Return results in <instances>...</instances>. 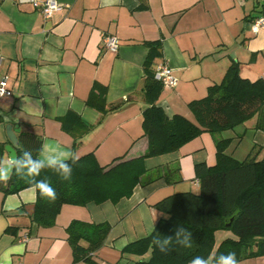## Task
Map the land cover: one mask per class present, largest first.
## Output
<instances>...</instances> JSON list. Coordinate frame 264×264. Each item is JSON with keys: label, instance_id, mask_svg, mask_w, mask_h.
<instances>
[{"label": "crops", "instance_id": "crops-1", "mask_svg": "<svg viewBox=\"0 0 264 264\" xmlns=\"http://www.w3.org/2000/svg\"><path fill=\"white\" fill-rule=\"evenodd\" d=\"M57 1L63 8L45 17L29 2L0 0V79L10 90L0 96V159L8 157L7 124L18 140L21 132H31L41 145L59 143L78 157L93 152L102 165L118 155H142L148 145L142 113L149 104L141 88L149 41L160 42L154 63H167L176 78L156 100L171 116L178 113L194 121L188 102L205 96L231 65L237 64L244 78L264 79V33L251 30L264 1ZM103 34L118 38L115 52L103 47ZM94 84L106 86L104 109L86 101ZM69 110L79 119L69 118L67 130L62 120ZM255 119L217 133L230 140L226 153L242 160L255 148L264 157V130L254 128ZM197 162H215L213 133L203 131L177 150L146 157L148 170L129 196L115 203L63 204L51 225L33 221L36 192L31 186L5 193L7 183L0 184V256L16 249L10 252V264H87L73 260L68 240L69 224L79 220L110 224L103 243L91 253L97 264L146 259L149 251L139 255L123 249L147 236L165 215L155 202L173 192L198 191ZM172 164L179 165L180 181L155 177ZM215 234L230 236L223 229ZM238 262L264 264V256Z\"/></svg>", "mask_w": 264, "mask_h": 264}, {"label": "trees", "instance_id": "trees-1", "mask_svg": "<svg viewBox=\"0 0 264 264\" xmlns=\"http://www.w3.org/2000/svg\"><path fill=\"white\" fill-rule=\"evenodd\" d=\"M147 45L149 51L143 63L141 88L149 104L142 113V136L148 141L146 151L131 159H124L125 154L115 156L105 165L97 161L93 152H88L72 165L69 181H62L50 169L43 170L36 179L47 178L58 196L52 202L40 197L36 191L33 221L40 225L53 224L61 206L66 203L86 205L106 200L115 203L129 196L148 170L144 163L146 157L177 150L201 132L208 131L215 135V162L195 163L198 191L173 192L155 202L154 207L165 214L155 223L156 231L152 229L147 236L128 243L123 251L139 255L150 252L148 258L134 264H189L196 255L218 257L228 252H235L238 261L264 256V157L259 158L258 150L254 148L244 159L238 160L225 151L230 140L217 136L218 132L252 117L256 118L254 128L264 130V79L244 78L238 65H231L219 83L208 87L205 96L188 102L194 121L178 113L170 118L156 104L163 88L154 76L160 42L149 41ZM105 92L106 86L94 84L87 103L104 109ZM69 118L77 121L79 115L70 110L66 113L62 123L67 130L71 129ZM18 142L17 156L22 155L23 150L32 151L34 157L38 155L41 139L37 135L21 132ZM155 174L170 183L181 180L178 164ZM26 187L30 184L13 175L4 192H18ZM181 224L192 232L194 247L181 248L174 241L172 250L162 254L152 244L153 237L174 235V229ZM109 229L108 222L73 220L68 226L73 260L97 264L91 253L103 243ZM219 229L229 230L232 235L222 238L215 247V231Z\"/></svg>", "mask_w": 264, "mask_h": 264}, {"label": "clouds", "instance_id": "clouds-1", "mask_svg": "<svg viewBox=\"0 0 264 264\" xmlns=\"http://www.w3.org/2000/svg\"><path fill=\"white\" fill-rule=\"evenodd\" d=\"M112 3H119V0H112ZM166 114L171 118L170 113ZM78 159L79 157L74 152L65 149L61 144L45 142L41 145L36 157L33 156L32 151L23 150L20 156L10 154L6 159H0V184H6L15 175L18 179L29 183L32 191H38L40 197L54 202L58 196L56 189L47 178L39 180L36 178L43 170L50 169L62 181H69L73 173L72 165ZM153 230L156 231L154 225ZM174 241L181 248L192 249L194 247L192 232L182 224L174 229V235H163V238L159 235L154 236L152 244L162 254H167L172 250ZM14 250L16 249L5 251L0 256V264H10V252ZM189 264H239V262L235 252H228L218 257L196 255Z\"/></svg>", "mask_w": 264, "mask_h": 264}, {"label": "built area", "instance_id": "built-area-1", "mask_svg": "<svg viewBox=\"0 0 264 264\" xmlns=\"http://www.w3.org/2000/svg\"><path fill=\"white\" fill-rule=\"evenodd\" d=\"M31 3L34 7L41 9L45 17H49L53 12L63 8V4L57 0H20ZM264 1V0H259ZM253 33H264V9L256 16L251 24ZM118 38L113 34L102 35V45L104 48L115 52L118 49ZM154 76L158 79L164 88H171L176 83V78L172 72L171 67L164 61L158 62L155 66ZM10 90L6 85L4 79H0V96L9 94Z\"/></svg>", "mask_w": 264, "mask_h": 264}, {"label": "water", "instance_id": "water-1", "mask_svg": "<svg viewBox=\"0 0 264 264\" xmlns=\"http://www.w3.org/2000/svg\"><path fill=\"white\" fill-rule=\"evenodd\" d=\"M6 133H7V136H8L10 143L6 144L4 148H5L8 156L10 154H14L17 156L16 147L18 146V138H17L16 134L14 133L11 124L6 125ZM227 225H229V223H227Z\"/></svg>", "mask_w": 264, "mask_h": 264}, {"label": "rangeland", "instance_id": "rangeland-1", "mask_svg": "<svg viewBox=\"0 0 264 264\" xmlns=\"http://www.w3.org/2000/svg\"><path fill=\"white\" fill-rule=\"evenodd\" d=\"M223 230H224V229H223ZM226 231L228 232L229 235L232 234L231 231H229V230H226ZM220 239H221L220 236H219L218 234H215V240L218 241V240H220Z\"/></svg>", "mask_w": 264, "mask_h": 264}]
</instances>
